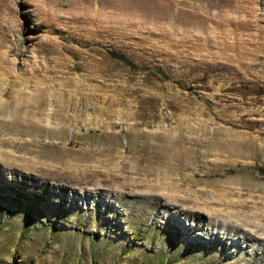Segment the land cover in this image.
<instances>
[{
    "label": "rangeland",
    "instance_id": "374dc122",
    "mask_svg": "<svg viewBox=\"0 0 264 264\" xmlns=\"http://www.w3.org/2000/svg\"><path fill=\"white\" fill-rule=\"evenodd\" d=\"M0 264H264V0H0Z\"/></svg>",
    "mask_w": 264,
    "mask_h": 264
},
{
    "label": "trees",
    "instance_id": "16d2710c",
    "mask_svg": "<svg viewBox=\"0 0 264 264\" xmlns=\"http://www.w3.org/2000/svg\"><path fill=\"white\" fill-rule=\"evenodd\" d=\"M155 77H159L161 79H168V77L162 73V72H159V71H152L151 72ZM21 196V195H20Z\"/></svg>",
    "mask_w": 264,
    "mask_h": 264
}]
</instances>
